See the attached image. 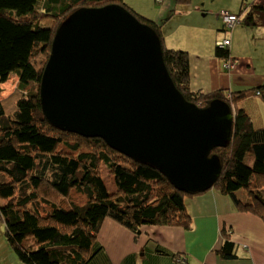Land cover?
<instances>
[{
    "label": "trees",
    "instance_id": "16d2710c",
    "mask_svg": "<svg viewBox=\"0 0 264 264\" xmlns=\"http://www.w3.org/2000/svg\"><path fill=\"white\" fill-rule=\"evenodd\" d=\"M116 1L123 5V0H0V93L11 75L16 78L13 94L0 97V224L23 264H93L103 249L98 233L105 219L135 238L145 225L192 226L185 198L199 193L176 189L159 169L111 149L100 138L54 127L41 110L40 80L60 23L78 8ZM174 2L176 10H186L192 0ZM130 12L159 36L164 65L188 102L205 107L221 99L232 108L250 96L264 102V83L241 91L193 88L186 45L169 48L164 41L178 13L147 19ZM221 13L217 19L226 31L240 25L264 28V3L242 0L237 12H228L236 17L231 28ZM48 19L49 29L40 30ZM223 39L228 43L218 42L212 51L228 70L225 63L236 59H230L231 35ZM211 154L222 167L211 189L264 222V127L255 128L245 110L236 107L228 145ZM229 232L221 231L216 250L224 260L237 258Z\"/></svg>",
    "mask_w": 264,
    "mask_h": 264
},
{
    "label": "water",
    "instance_id": "95a60500",
    "mask_svg": "<svg viewBox=\"0 0 264 264\" xmlns=\"http://www.w3.org/2000/svg\"><path fill=\"white\" fill-rule=\"evenodd\" d=\"M39 101L54 127L100 138L150 164L185 193L210 190L221 173L214 148L231 139L233 110L200 107L174 86L154 29L118 4L81 7L57 28Z\"/></svg>",
    "mask_w": 264,
    "mask_h": 264
},
{
    "label": "crops",
    "instance_id": "0c3cea01",
    "mask_svg": "<svg viewBox=\"0 0 264 264\" xmlns=\"http://www.w3.org/2000/svg\"><path fill=\"white\" fill-rule=\"evenodd\" d=\"M248 2L264 3V0ZM159 3V10L155 8V11L148 12L152 17L158 19L170 11L178 13V20L186 19L185 30L192 35L186 40H180L187 45V50L188 44L197 46L188 42L196 36L198 45H202L199 35L204 32L215 37L222 36L217 40L231 35L233 56L230 59H236L232 68L226 70L223 59L214 56L213 51L198 56L191 55V59L189 57L193 88L205 92L217 89L241 91L264 83V70H260L258 63L264 57V28L248 29L240 25L232 31H226L217 19L218 13L237 12L242 0H192L186 10H176L174 0H161ZM207 16L211 17L213 24L211 22L204 26L201 22ZM169 26L172 30L167 35L179 28H175L173 24ZM245 45H252L254 49H248ZM249 101L253 102L248 106L250 108L246 106ZM238 105L251 118L255 128L264 127V103L250 96ZM185 205L192 221L189 229L145 225L135 238L130 231L105 219L98 233V242L103 249L93 264H179L178 259L186 264H264V222L259 217L239 211L228 195L215 189L186 197ZM222 230L230 231L236 259L224 260L216 253L222 244Z\"/></svg>",
    "mask_w": 264,
    "mask_h": 264
},
{
    "label": "rangeland",
    "instance_id": "374dc122",
    "mask_svg": "<svg viewBox=\"0 0 264 264\" xmlns=\"http://www.w3.org/2000/svg\"><path fill=\"white\" fill-rule=\"evenodd\" d=\"M120 1H116L112 4H119ZM123 7H125V9H127L128 11L131 9L133 11H135L136 13L144 16L145 18H149V19H152V16L150 13L148 12H152V11H155V8L156 10H159L161 8V4L159 2H155L154 0L150 1V0H123L122 1ZM169 15V12H167L165 14V17H167ZM178 16H173L172 17V22L171 24H173V26L175 28L179 27L178 29H176L174 32H172L170 35H167L166 31L164 32V41L167 45V47H179V46H182V42L180 40V38H183L184 40H186L188 37H190L192 34L188 33L187 30H185V26H187V23H186V19H181L178 20L177 19ZM154 19V17H153ZM191 22V21H190ZM212 22V19L210 16H207V17H204L202 19V25L204 26H207V25H210ZM213 24V22H212ZM51 25V20L48 19V20H45L42 22V28L40 30H46L49 29ZM169 30L171 31L172 30V27L169 28ZM217 34H219L220 32H216ZM202 42L201 44L202 45H198L199 42H197V39L198 37H194V39H190L188 40V42L190 44H197V46H190L188 43V54H189V57L191 59V55H200V54H205L207 53L208 54V51H212L214 48V46L219 42H222V41H219L217 40V38H222V36H219L216 37L215 36H211L207 33H202L201 35H199ZM47 37V36H46ZM217 40V41H215ZM187 46V45H186ZM246 48L248 49H254L252 45H245ZM246 53H249L246 52ZM253 55H255V53H253ZM259 66H260V70H264V57H262L259 61ZM15 83H16V78L14 75H11L10 78L8 79V81H6L4 84H2V92L0 93V97H5L7 95H10V94H13V90L15 88ZM257 101H260L261 103H264L263 100L261 99V97H255ZM253 102L252 101H249L248 104H246V106H251ZM198 106H200L198 104ZM236 107H239L240 106L237 104ZM235 106H233L232 110L234 111L236 109ZM250 108V107H248ZM254 109L256 110V106L254 107ZM255 112V111H254ZM254 112H252V114H254ZM262 115L264 117V108L262 109ZM247 161H249V158L247 157ZM239 193V192H237ZM0 264H23L21 263L18 258L16 257L13 249L10 247V245L8 244L7 240H6V237H5V234H4V226L0 224Z\"/></svg>",
    "mask_w": 264,
    "mask_h": 264
},
{
    "label": "built area",
    "instance_id": "2783aa9c",
    "mask_svg": "<svg viewBox=\"0 0 264 264\" xmlns=\"http://www.w3.org/2000/svg\"><path fill=\"white\" fill-rule=\"evenodd\" d=\"M219 18L221 20H223L226 23V26L231 28V26L234 24V22L236 21V17L234 14H229L228 12H222L219 15ZM228 43V40L223 39L222 42L218 43V45L220 46H224L225 44ZM226 68L230 69L234 66V64L232 62H228L225 63ZM178 263L179 264H186L185 262H183L182 260L178 259Z\"/></svg>",
    "mask_w": 264,
    "mask_h": 264
},
{
    "label": "clouds",
    "instance_id": "9594fccd",
    "mask_svg": "<svg viewBox=\"0 0 264 264\" xmlns=\"http://www.w3.org/2000/svg\"><path fill=\"white\" fill-rule=\"evenodd\" d=\"M222 41V40H221Z\"/></svg>",
    "mask_w": 264,
    "mask_h": 264
}]
</instances>
